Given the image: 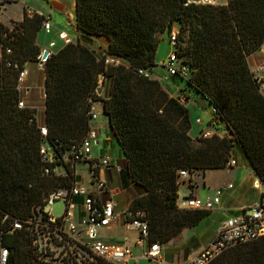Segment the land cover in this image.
Listing matches in <instances>:
<instances>
[{
    "label": "trees",
    "instance_id": "16d2710c",
    "mask_svg": "<svg viewBox=\"0 0 264 264\" xmlns=\"http://www.w3.org/2000/svg\"><path fill=\"white\" fill-rule=\"evenodd\" d=\"M42 19L25 13L11 28L0 23V46L11 51V66L0 63V257L1 249L7 250L0 264H40L25 228L12 225L37 215L48 191L75 178L69 169V179L42 175L39 147L47 142L57 155L78 146L90 129V102H100L107 118L105 142L122 157L119 181L127 210L143 213L150 243H168L209 213L178 207V169L188 172L191 191L194 176L226 168L233 154L264 184V93L250 71L252 54L264 45V0H226L225 5L75 0V41L42 65L46 137L39 133L36 111L17 107L16 88L18 71L38 63L35 41ZM174 24L172 48L178 64L187 68L186 77L176 76L181 91L188 89V95L216 109L209 125L222 127L220 135L191 138L187 108L152 73L160 35L167 31L170 43ZM108 57L120 64L106 65ZM99 75L108 85L100 96ZM209 264H264V236L225 250Z\"/></svg>",
    "mask_w": 264,
    "mask_h": 264
},
{
    "label": "built area",
    "instance_id": "2783aa9c",
    "mask_svg": "<svg viewBox=\"0 0 264 264\" xmlns=\"http://www.w3.org/2000/svg\"><path fill=\"white\" fill-rule=\"evenodd\" d=\"M19 1L23 0H0V8ZM197 4L217 5V0H200ZM42 17L41 29L49 34L51 30L49 18ZM175 37V33L170 34L171 47L174 44ZM62 39L64 45L75 41V39L66 35H62ZM50 46H53V43ZM261 48H264V45ZM10 53L9 48L0 46V63H3L6 67L11 66L7 58ZM40 56L41 53L38 56V65L42 67L39 64ZM104 63L112 66L120 64L118 59L110 57L106 58ZM161 64L162 67L166 68L169 76L176 78V76L186 77L187 75V68L178 64L173 48ZM250 71L259 87L264 84V63L251 67ZM138 73L150 77L147 72L138 71ZM26 77L27 70L25 68L20 69L17 75L16 87L20 95L24 92L23 83ZM179 93L177 98L181 102L188 101L184 93L181 91ZM41 94L42 100H44V92L42 91ZM96 103L100 104V102ZM94 104L90 102L87 112L90 129L78 146L72 145L68 150H60L57 155L47 142H43L39 147L40 160L43 164L42 175L48 176L53 172L69 179L66 170L69 169L72 170L75 178L70 180L66 186L48 191L43 197L41 211L37 215L29 217L23 222L18 220L13 222L12 229L25 228L27 231L36 260L40 264H100V261L109 264H128L129 259L132 258L129 246L119 243H107L98 236L100 231L108 228L119 217L120 213L117 212L118 203L115 197L121 189L112 186L106 175L113 168H117L119 171L120 167L113 163L108 155L97 158L91 155V145L97 139V132L93 127V122L97 119ZM207 106L211 116L216 113L215 108L210 107V105ZM17 107L19 109L26 107L21 98L17 103ZM34 119L36 122V114ZM195 122L201 123L199 119ZM38 129L40 135L46 137V127L44 125L38 126ZM213 134L205 129L201 130L199 137L209 138ZM78 164L87 165L86 169H83L80 174L77 170ZM234 165L235 161L232 159L227 163V167ZM177 176L178 181H188L189 178L188 172L184 169H178ZM227 188H232V185L229 184ZM220 194L221 189H218L212 200L186 196L183 198V208L181 209L210 211L219 203ZM58 201L64 204V210L60 216L55 217L51 212V207ZM123 216L124 227L136 235L135 244L142 248L141 257L150 264H166L160 260L161 245L157 242L150 243L148 240V225L142 219L143 213L137 212L131 215L126 210L123 212ZM261 236H264V193L261 194L260 199L255 204L242 210L239 215L228 218L218 228L213 240L201 251L190 259L177 264H209L225 250L252 242ZM6 256L7 250L1 249L0 258L2 263L5 262Z\"/></svg>",
    "mask_w": 264,
    "mask_h": 264
},
{
    "label": "crops",
    "instance_id": "0c3cea01",
    "mask_svg": "<svg viewBox=\"0 0 264 264\" xmlns=\"http://www.w3.org/2000/svg\"><path fill=\"white\" fill-rule=\"evenodd\" d=\"M196 3H199L200 0H190ZM226 0H217V5H225ZM31 16L33 13L37 15H42L44 17L49 18V23L51 26V30L49 34H46L41 28L37 33L36 36V45L39 47L40 52L44 49H48L50 54L58 52L64 46L62 35H66L69 38L75 39L76 37V29H75V0H23L20 2H14L7 4L0 8V23L6 27L11 28L13 22H18L23 19L24 14ZM43 32V33H42ZM178 32V25L174 24L172 27L171 33ZM51 36H46L50 35ZM165 34H161L160 38L163 41ZM53 43V46L50 44ZM155 60H157V55L155 56ZM252 60V67L259 63H264V48H260L251 56ZM162 63V62H161ZM36 63H30V66L35 65ZM27 65L24 68L27 70ZM156 66V64H155ZM42 70V67H41ZM40 70V71H41ZM43 72V70H42ZM153 73V70H152ZM156 76V74L153 73ZM42 77V91H43V73ZM157 77V76H156ZM32 80L30 77V72L27 70V77L23 83L24 92L20 95L21 99L24 101L25 106L27 108L34 109L37 115V108L33 106L28 100V94L31 92L32 88ZM161 84V83H160ZM174 84V83H173ZM162 88L172 97H175L174 91L179 90V86L173 85L174 88L167 89L163 84H161ZM176 86V87H175ZM260 90L264 93V84L260 86ZM180 91V90H179ZM186 96H190V99H187L190 103H195L198 106H202L203 108L207 105L201 99H197L195 95H188L184 93ZM28 100V101H27ZM203 102V103H202ZM43 110L44 106H41L40 117L39 119L36 118V123L38 126H43ZM101 111V107L99 109ZM93 127L96 129L97 132V139L96 142L93 144L99 143L98 139L100 136L104 135L107 140L108 138V122L107 120L96 119L93 122ZM220 135V133H218ZM102 147V151H104L105 144L109 145L110 143L104 142ZM93 146V145H92ZM93 148V147H92ZM119 154V153H118ZM91 155L94 157L92 149ZM108 155L106 153H101L100 156ZM96 156L94 158L100 157ZM110 156V155H108ZM111 157V156H110ZM240 163H236L234 166H228L224 169L219 170H206L199 174L198 176L193 177V181L195 182L196 186L190 191L187 187H180L183 189L184 192L182 193L183 196H192L196 198L199 197V190L197 187L198 182L203 183L206 187L208 193L205 195L204 199L212 200L218 189H221V194L219 195V203L215 205V207L209 211L208 215L205 216L196 226L192 228H185L182 230L176 237L170 240L168 243L161 246L160 250V260L162 263L166 264H177L182 263L192 256L197 254L201 251L207 244H209L218 228L230 217L237 216L241 213L242 210L246 209L250 205L255 204L259 199L262 193H264V184L258 183L255 185V181H259L257 177L254 175L251 167H249L247 161L243 159L241 156ZM113 163L120 167L118 164V160L115 161L111 157ZM231 159L235 161V157L231 154ZM243 168L248 170V177L241 183L237 185L233 184V181L236 177H238V173ZM120 170L118 171L117 168H113L110 172H107V178L109 179L110 183L114 187V179L116 175H119ZM79 177V176H78ZM119 179V178H118ZM118 183V180H116ZM231 184L232 188L228 189L227 186ZM255 185L256 188L253 187ZM120 188V187H119ZM125 188H121L120 193L115 197L118 203L117 212L120 213L117 220L112 223L108 228L104 229L107 230V234L105 239L99 236L103 241L107 243H119L125 244L131 248L132 258L129 259V263L138 264L139 262H143L147 264L145 259L141 257L142 248L135 244L136 235L130 231H128L123 225V212L127 210V206L125 203V199H122V202L125 203V207L121 208L120 200L121 197L125 198L126 196ZM125 195V196H123ZM177 205L179 208L182 207V202H178ZM219 217L220 219L218 222H215V217ZM114 230H120L124 232L123 237L119 240L115 239L113 235L110 233ZM130 235V236H128ZM134 248L138 249V254L135 256L133 250Z\"/></svg>",
    "mask_w": 264,
    "mask_h": 264
},
{
    "label": "rangeland",
    "instance_id": "374dc122",
    "mask_svg": "<svg viewBox=\"0 0 264 264\" xmlns=\"http://www.w3.org/2000/svg\"><path fill=\"white\" fill-rule=\"evenodd\" d=\"M163 34H165L164 39H163V41L159 42L158 48L156 51L157 60H155L156 66L153 68V73L156 74L157 77L155 75L154 76L158 79V81L161 84H163L165 87H168L167 89H169V87L173 89L174 88L173 85L175 84V85L179 86V90L181 91L184 89V86H183V83L181 82V80H179L178 78L169 76L166 68L162 67V64H161V62H164L166 60L169 52L172 51V47L169 43L168 32L165 31ZM51 35L52 34L46 35V36H51ZM27 70L30 72V77H31V80L33 81L32 85H31L32 86L31 92L28 94L27 98H28L29 102L37 108L36 118L39 119L41 106L43 105V100L41 97V95H42L41 94L42 93V77H41V75L43 72L41 70V67L38 65V63H36L33 66H30V63H28ZM107 87H108V85L106 83L103 86V88H104L103 93H106ZM179 90L174 91L175 97H178V95L180 94ZM185 91H186V93H189L188 89H186ZM191 97H192V94H191ZM195 97L197 99H199V97H197V96H195ZM182 103L187 108V110L189 112V120H190V124H191L189 135L191 138L195 139V138L199 137L201 130H205V129L211 131L212 133H221L222 132L221 131L222 127H221V129H217L212 123H211V126L209 125V122L211 121L212 116L210 115V112L208 110L209 109L208 106L207 107L205 106L203 108L202 106H198L195 103L194 104L190 103V102H182ZM100 107L101 106L99 103L94 104V108L97 112L98 119L106 121L107 118L99 110ZM197 119H199L201 121L200 124L195 122ZM104 139H106V138L104 135H102L98 139V141H99L98 145L97 144H92L93 146L91 145V149H92L94 157L100 156L101 153L104 152V153L110 155L115 161H117L119 158H122L119 156L118 149L115 146L111 147L110 145L105 144L104 151H102L103 150L102 147L104 145L103 143L105 142ZM86 167H87L86 164H78V166H77L78 173L80 174V172H82L83 169H86ZM247 177H248V170L246 168H243L242 170L239 171L238 177H236L234 179L233 184L237 185L238 183L243 182ZM118 178H119V175H116V178L114 179V184H115V186H119L121 189L122 185L120 184V181ZM116 180H118V183H115V182H117ZM184 186L188 188L187 181H180V184L178 186V191H177L179 203L182 202L183 198L185 197L182 195L184 190L180 189V187H184ZM197 187L199 190V197L204 198L205 195L208 193L206 187L204 186L203 183H200V182H198ZM253 187L256 188L255 185H253ZM123 196H125V195H123ZM122 199L126 200V196H125V198L121 197V200H120L121 208L125 207V203L122 202ZM63 210H64V204L60 201L55 202L53 204V206L51 207V212H52L53 216H55V217L60 216L63 213ZM214 219H215V222H218V220L220 218L216 216ZM107 233H108L107 230H102L98 233V236H101L102 238L105 239ZM110 234L113 235V237H115V239L120 240L123 237V234H125V233L120 231V230H114ZM128 236H130V235H128ZM133 252L136 256L138 254V249L134 248ZM130 264H133V263H130ZM138 264H144V263L139 262ZM147 264H150V263L147 262ZM152 264H156V263H152Z\"/></svg>",
    "mask_w": 264,
    "mask_h": 264
},
{
    "label": "water",
    "instance_id": "95a60500",
    "mask_svg": "<svg viewBox=\"0 0 264 264\" xmlns=\"http://www.w3.org/2000/svg\"><path fill=\"white\" fill-rule=\"evenodd\" d=\"M49 54H50V51L48 49H44L42 52H41V56H40V62L39 64L40 65H43V63L46 61V59L49 57ZM103 75H99L98 77V87L96 89V94L98 96L102 95L103 93ZM259 181H255V185H258Z\"/></svg>",
    "mask_w": 264,
    "mask_h": 264
}]
</instances>
